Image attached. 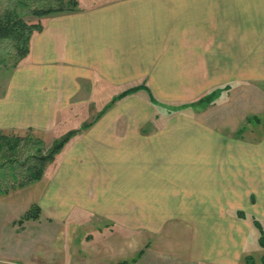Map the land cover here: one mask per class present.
<instances>
[{
	"label": "crops",
	"instance_id": "obj_1",
	"mask_svg": "<svg viewBox=\"0 0 264 264\" xmlns=\"http://www.w3.org/2000/svg\"><path fill=\"white\" fill-rule=\"evenodd\" d=\"M77 1L0 86V131L76 132L38 182L42 215L106 225L81 264H264V134L195 105L264 85V0Z\"/></svg>",
	"mask_w": 264,
	"mask_h": 264
},
{
	"label": "rangeland",
	"instance_id": "obj_2",
	"mask_svg": "<svg viewBox=\"0 0 264 264\" xmlns=\"http://www.w3.org/2000/svg\"><path fill=\"white\" fill-rule=\"evenodd\" d=\"M255 67L257 66H250L251 69ZM9 74V71L0 73V86ZM252 85H235L234 93L230 94L220 90L214 96L204 99L203 103L211 99L217 100V106H220L221 114L225 115L224 122L230 131L245 138L258 139L264 134V85L260 86L259 90ZM243 90L247 91L244 98L241 96ZM199 102L195 105L202 104ZM15 134L24 136L25 132ZM43 140L47 148L51 147L54 141L53 138ZM42 190L43 184L37 182L0 198V251L20 253L19 256L15 253V256L10 255L11 260L4 255L0 256L6 261H12L11 264H81L86 246H89V243L91 246L100 243L98 230L107 235L106 225L50 224L52 220L42 213L37 219L38 224H34L32 220L13 225V220L18 216L20 220L33 206L38 205ZM23 224L29 226L25 232L19 231Z\"/></svg>",
	"mask_w": 264,
	"mask_h": 264
},
{
	"label": "trees",
	"instance_id": "obj_3",
	"mask_svg": "<svg viewBox=\"0 0 264 264\" xmlns=\"http://www.w3.org/2000/svg\"><path fill=\"white\" fill-rule=\"evenodd\" d=\"M77 11V0H0V73L15 70L27 59L32 38L44 29V18ZM136 90H128L121 97ZM151 99L155 101L154 97ZM75 134L69 132L47 148L45 141L32 131L24 136L0 131V198L42 181L49 165ZM41 213L39 205L33 206L19 223L37 220ZM239 216L244 218V214ZM261 244L264 246V236Z\"/></svg>",
	"mask_w": 264,
	"mask_h": 264
}]
</instances>
